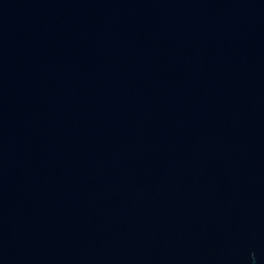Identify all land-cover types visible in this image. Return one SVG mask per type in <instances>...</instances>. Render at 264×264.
Segmentation results:
<instances>
[{
    "label": "water",
    "instance_id": "water-1",
    "mask_svg": "<svg viewBox=\"0 0 264 264\" xmlns=\"http://www.w3.org/2000/svg\"><path fill=\"white\" fill-rule=\"evenodd\" d=\"M0 264H264V0H0Z\"/></svg>",
    "mask_w": 264,
    "mask_h": 264
}]
</instances>
